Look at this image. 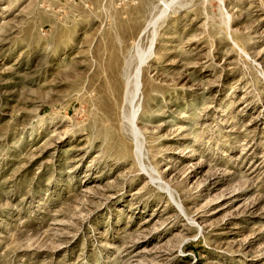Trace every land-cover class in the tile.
<instances>
[{
    "label": "rangeland",
    "instance_id": "obj_1",
    "mask_svg": "<svg viewBox=\"0 0 264 264\" xmlns=\"http://www.w3.org/2000/svg\"><path fill=\"white\" fill-rule=\"evenodd\" d=\"M0 264H264V0H0Z\"/></svg>",
    "mask_w": 264,
    "mask_h": 264
}]
</instances>
